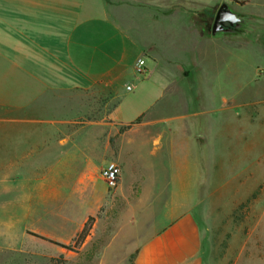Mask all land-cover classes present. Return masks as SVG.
<instances>
[{
	"label": "crops",
	"instance_id": "obj_1",
	"mask_svg": "<svg viewBox=\"0 0 264 264\" xmlns=\"http://www.w3.org/2000/svg\"><path fill=\"white\" fill-rule=\"evenodd\" d=\"M223 3L248 21V30L242 36H212L214 19ZM229 3L0 0V209L5 210L9 201L30 200V194L40 191L76 195L78 187L91 191L94 203L104 201L107 185L104 184V189L97 183L104 181L99 173L108 163L116 159L122 164H137L144 157L141 142L135 139L137 131L131 128L120 132L119 127L130 124L167 95L170 84L163 74L178 68L179 72L201 71L209 51L257 48L264 52V39L260 40L264 38L260 35L264 34V20L257 16L264 0H250L239 7ZM140 7L149 9L147 47H139L132 40L127 23L128 17L129 21L132 19V11ZM178 17L181 19L177 24L187 25L191 34L184 48L203 53L191 69L183 68L184 63L172 56L168 48L171 24ZM141 49L148 51V77L156 86L148 85L154 92L147 94L148 101L141 109L129 114L122 103L129 92L119 82L127 74L132 52ZM261 65L264 67V62ZM260 80L264 82V72ZM129 84L134 91L136 86ZM116 99L119 101L108 112V103ZM223 104L229 112L235 106V102L226 99ZM254 104L258 101L245 105L252 108ZM244 115L249 128L239 131L243 144L233 158L232 171L220 183L215 180L223 174L222 163L215 164L211 174L204 168L190 171L189 165L173 161L174 137L186 129L185 125L167 126L162 134L157 133L159 139L153 152L165 151V156L160 157L154 176L163 185L166 204L154 233L138 246L133 264H210L208 234L214 231L246 234L242 243L233 236L222 264H228L230 258H234V264L252 261L254 256L264 264V244L256 239L253 242L252 236L254 232H264V210L251 208L246 212V219L249 216L256 219L254 225L249 220L234 222L231 218L239 203L252 200L254 182L258 184L254 164H264V113ZM152 123L161 125L164 121ZM195 132L200 144L207 141L203 132L197 129ZM116 136L114 151L110 138ZM126 137L133 138L128 140L127 152ZM216 149L218 155L223 151L221 146ZM167 153L170 164L164 163ZM209 184H216L214 193L222 203L221 208H229L228 214L221 212L220 216H228V223L216 228H210V221L205 218L206 202L213 199L206 191ZM255 201L260 202L256 207L264 204V188ZM254 249H261L262 254L254 253Z\"/></svg>",
	"mask_w": 264,
	"mask_h": 264
},
{
	"label": "rangeland",
	"instance_id": "obj_2",
	"mask_svg": "<svg viewBox=\"0 0 264 264\" xmlns=\"http://www.w3.org/2000/svg\"><path fill=\"white\" fill-rule=\"evenodd\" d=\"M225 1L239 7L250 0ZM132 14L130 21L129 14L126 16L131 29L129 34L139 47H147L150 45L149 9L140 7L133 10ZM257 16L264 20V5L258 10ZM180 19L178 17L171 24L173 30L169 35L168 48L171 49L172 56L184 63L183 68L187 66L191 69L202 58L203 53L198 54L184 48L183 45L190 40L191 34L186 30L187 25L177 24ZM251 29H254L253 26ZM137 52L138 50H134L130 55L127 74L119 82L124 88L129 83L136 86L133 92L122 98L123 106L129 114L146 104L147 94L153 91L149 86H156L148 75L145 79H136L132 61L135 62L142 56L147 67L149 66L148 51L141 49L138 54ZM204 58L208 61L202 63L201 71L191 70L190 73L183 69L179 72L178 68L173 73L163 74L165 81L170 84L166 89L167 95L130 124L119 127L120 132H127L131 128L137 131L138 137L135 139L141 142L144 157L137 164H122L112 159L118 162L121 175L118 187L114 191H105L104 201L94 203L91 191L78 187L76 195L72 192L58 194L40 191L30 194V200L9 201L5 210L0 209V264H133L138 246L154 233L155 224L166 204L163 185L158 184L154 176L165 151L153 152L155 141L159 139L157 133L161 131L162 134L164 127L185 125L186 128L174 137L172 158L175 164H187L190 171L204 168L212 174L215 164L222 163L223 174L215 180L216 183L229 175L234 167L233 158L243 144L239 131H247L249 128L244 114L258 116L264 113V82L260 80L264 72L261 65L264 62V52L257 48H237L236 51L229 48L209 51ZM224 99L235 102L231 112L226 110L228 106L223 104ZM118 101L116 99L108 103V112ZM253 101H258V104H254L252 108L245 105ZM235 114L236 117H233ZM156 120H163L164 123L153 125L152 122ZM196 129L207 136L206 142L199 143L198 136H194ZM116 138L117 136L110 138L114 151ZM132 139L126 137L125 152L128 151V140ZM216 144L223 148L219 155ZM169 154L167 153V160L163 159L164 163L170 164ZM144 161L149 164L143 163ZM254 167L258 169V184L254 182L252 200L242 201L233 211L231 218L234 222L249 220V224L254 225L256 219L250 216L246 219V212L251 208L264 210V204L256 207L260 202L255 201L260 198L261 188H264V164H254ZM104 184L105 181L97 183L105 189ZM216 187V184L206 187L207 194L213 198L205 206L208 210L205 218L210 221V228L227 224L230 219L228 216L220 217L221 212L228 214L229 208H221L222 203L215 195L217 193H214ZM89 218H92L90 232L83 244L77 247L74 241ZM208 236L212 253L210 264H222L221 260L230 248L233 236L242 243L246 234L214 231L209 232ZM252 236L253 242L256 239L264 244V232H254ZM62 245L71 247L67 249ZM253 252L262 254L261 249H254ZM233 259L230 258L228 264H234ZM237 264L260 262L254 256L252 261L240 260Z\"/></svg>",
	"mask_w": 264,
	"mask_h": 264
},
{
	"label": "water",
	"instance_id": "obj_3",
	"mask_svg": "<svg viewBox=\"0 0 264 264\" xmlns=\"http://www.w3.org/2000/svg\"><path fill=\"white\" fill-rule=\"evenodd\" d=\"M248 30V21L223 3L218 9L211 29L213 37L242 36Z\"/></svg>",
	"mask_w": 264,
	"mask_h": 264
},
{
	"label": "built area",
	"instance_id": "obj_4",
	"mask_svg": "<svg viewBox=\"0 0 264 264\" xmlns=\"http://www.w3.org/2000/svg\"><path fill=\"white\" fill-rule=\"evenodd\" d=\"M133 71L137 80H140V78L142 79L146 78L149 71L146 62L143 58H138L135 61ZM126 91L127 92L133 91V86L132 85L126 86ZM100 174L103 180L105 181L108 190L114 191L118 187V183L121 175V168L118 163L114 161L109 162L108 165L101 171Z\"/></svg>",
	"mask_w": 264,
	"mask_h": 264
},
{
	"label": "trees",
	"instance_id": "obj_5",
	"mask_svg": "<svg viewBox=\"0 0 264 264\" xmlns=\"http://www.w3.org/2000/svg\"><path fill=\"white\" fill-rule=\"evenodd\" d=\"M91 221H92V218H89L88 221H87V223L84 225L83 229L81 230V232L79 233V235L75 239L74 242H75V245L77 247L80 246L81 244H83V242L87 238V236H88V234L90 232V229H91ZM36 237L41 238L43 240H46V238H44L42 236L36 235ZM62 246L65 247V248H67V249H70V247H71L70 245L69 246L62 245Z\"/></svg>",
	"mask_w": 264,
	"mask_h": 264
}]
</instances>
